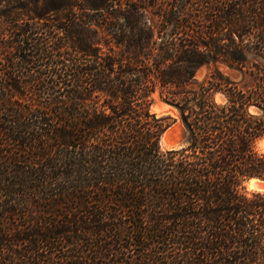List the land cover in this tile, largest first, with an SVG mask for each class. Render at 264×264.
Listing matches in <instances>:
<instances>
[{
  "label": "trees",
  "instance_id": "trees-1",
  "mask_svg": "<svg viewBox=\"0 0 264 264\" xmlns=\"http://www.w3.org/2000/svg\"><path fill=\"white\" fill-rule=\"evenodd\" d=\"M262 137L264 0H0V264H264Z\"/></svg>",
  "mask_w": 264,
  "mask_h": 264
},
{
  "label": "rangeland",
  "instance_id": "rangeland-1",
  "mask_svg": "<svg viewBox=\"0 0 264 264\" xmlns=\"http://www.w3.org/2000/svg\"><path fill=\"white\" fill-rule=\"evenodd\" d=\"M149 15H147L146 21L147 24L151 23L150 18H148ZM153 16V15H151ZM158 18L156 17L154 19V23L157 24ZM207 72V68H203L199 71L198 76L202 78ZM153 110L156 111L159 115H165L171 117V126L164 132L162 139H161V147L164 150L167 149H173V148H180L184 145V131H183V124L180 120L179 112L177 108L169 104L168 102L164 101L158 94V92L155 94V102L153 104ZM164 138V140H163ZM163 140V141H162ZM263 140V138L259 139V141ZM257 142V148L261 151H264V149H261L260 144ZM249 186V184H248Z\"/></svg>",
  "mask_w": 264,
  "mask_h": 264
},
{
  "label": "clouds",
  "instance_id": "clouds-1",
  "mask_svg": "<svg viewBox=\"0 0 264 264\" xmlns=\"http://www.w3.org/2000/svg\"><path fill=\"white\" fill-rule=\"evenodd\" d=\"M260 144L261 149H264V140H261L258 142ZM258 182L253 180L251 184L249 185V191L250 192H257L262 195H264V187L257 186Z\"/></svg>",
  "mask_w": 264,
  "mask_h": 264
},
{
  "label": "water",
  "instance_id": "water-1",
  "mask_svg": "<svg viewBox=\"0 0 264 264\" xmlns=\"http://www.w3.org/2000/svg\"><path fill=\"white\" fill-rule=\"evenodd\" d=\"M264 138V137H262ZM253 180L257 181L258 184L257 186L259 187H264V179H260V178H251L248 182H252Z\"/></svg>",
  "mask_w": 264,
  "mask_h": 264
},
{
  "label": "bare ground",
  "instance_id": "bare-ground-1",
  "mask_svg": "<svg viewBox=\"0 0 264 264\" xmlns=\"http://www.w3.org/2000/svg\"><path fill=\"white\" fill-rule=\"evenodd\" d=\"M163 140H164V138H163ZM163 140H162V141H163ZM263 140H264V138H263ZM248 184L250 185V184H251V182H248Z\"/></svg>",
  "mask_w": 264,
  "mask_h": 264
}]
</instances>
